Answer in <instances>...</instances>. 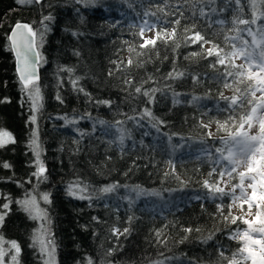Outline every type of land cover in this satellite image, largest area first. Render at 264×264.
I'll return each mask as SVG.
<instances>
[{
  "label": "trees",
  "instance_id": "obj_1",
  "mask_svg": "<svg viewBox=\"0 0 264 264\" xmlns=\"http://www.w3.org/2000/svg\"><path fill=\"white\" fill-rule=\"evenodd\" d=\"M105 1L102 7L83 6L84 0H0V130L13 139L0 149V194L10 202L1 240L16 246L17 264H43L32 239L35 221L19 204L31 194L52 231L57 264H232L240 258L234 235L243 225L230 215L225 196L207 190L217 175L201 150L223 139L209 137L210 125L231 138L249 117L254 85L239 67L231 66L239 74L222 72L218 56H197L184 31L191 26L203 34L202 11L217 3ZM218 3L227 10L221 24L208 22L216 27L208 32L218 36L221 50L229 35L254 28V20L258 33L264 31V0ZM135 13L172 29L171 37L142 48L126 20ZM19 22L36 34L40 53L35 122L8 42ZM224 52L228 59L230 49ZM231 88L240 99L228 109L219 103ZM201 99L205 105L190 106ZM131 121L136 125L124 127L120 149L92 130ZM174 142L192 151L173 154L168 164ZM101 193L110 195L108 204ZM171 195L172 203L161 204Z\"/></svg>",
  "mask_w": 264,
  "mask_h": 264
},
{
  "label": "rangeland",
  "instance_id": "obj_2",
  "mask_svg": "<svg viewBox=\"0 0 264 264\" xmlns=\"http://www.w3.org/2000/svg\"><path fill=\"white\" fill-rule=\"evenodd\" d=\"M22 1L28 2L30 0ZM220 1L222 2V0ZM104 2L106 1L84 0L82 4L83 6L85 4H91L103 7ZM215 2L217 4L212 7V10L209 9L204 12L202 11L207 25V28L203 27V34H200L197 30H192L194 27L191 26L185 28L184 31L186 33L189 32L191 46H194V49L199 51L196 54L197 56H202V58L215 57V59L217 56L219 57L215 64L218 68H222V72L237 74V70L232 67L239 66L246 74V78H248L252 85H254L251 99L259 100L258 105L255 103L252 106V110L257 106H263L264 108V31L258 33L260 28L256 25L257 20H254L252 21L254 23V28H246L243 31L241 29L239 32L229 35L227 37V42L222 43L223 50L226 51V48H228L231 52L230 57L233 64L231 63L232 65H228V59L225 56L226 54L224 55L225 52L221 50L219 44H215L218 36L215 33L208 32L216 31V29H214L216 27L211 24L208 26L210 23L209 21L221 24V15L227 10L218 3V0H215ZM126 20L128 21L129 27L137 31L136 35L133 34L134 40H138L142 48L152 45L158 40L167 41L173 32L172 29L165 30L162 25H160L161 27H157L156 22L148 15H139L138 13H135V15H128ZM185 22H190V20L187 18L185 19ZM241 23V25H244V22ZM33 34L36 38V34L34 32ZM219 37L222 39L221 36ZM210 52H213V54ZM123 59L127 62H125V64H128L130 56L124 54ZM117 64H119V62ZM240 83L243 82L240 81ZM230 86L233 87V84L229 85V87ZM52 87L53 89L55 88L54 86ZM24 89L25 96L31 102V111L33 113V121L35 122V116L38 114L39 108L41 107L42 94L34 83L25 86ZM232 89L234 88H231V91ZM235 93L236 92L230 93L229 91H225L219 104H225L228 109L233 105H236L240 99V95ZM205 103L206 101L202 99L195 100L190 106L195 108L203 106ZM252 112L253 111H251V113ZM217 113L223 115L225 111ZM251 118L252 117L249 116L244 122L246 123L248 120L250 121ZM128 125L133 127L136 125V122L131 121L130 124H127L126 122H118L111 125L99 123L96 126H93L92 130L93 133L101 135V138L107 141L110 145L116 146L120 149V146L126 141L127 133L125 132L124 127ZM257 126L258 131L256 132V138L260 141H258V145L253 148V151L250 152L248 157L243 159L242 166H236L230 160V157L232 156L230 153L231 148L234 145V139L239 131L235 133V137L232 136L231 138L226 135L218 136L214 134L215 126L210 125V128H213V130L209 129V137L212 139L223 137V139H219V143L209 151L206 149L201 150V152H209L208 155H211L213 160L212 164L216 169L215 175H217L213 180V183L215 184L214 186L208 184L205 185L207 190L211 191L213 189V192L225 196L224 198L229 200L228 209L230 215L243 225L242 232H238L234 235V239L238 240L241 245V250L239 252L240 258L232 264H264V109L262 111L260 123ZM162 140H164V142L167 141L165 139ZM7 141H9L8 135L0 130V146L4 145ZM227 141H231L232 146L230 150L223 153V148ZM170 149L171 152L169 153L168 164H170L173 154L180 152L189 153L192 151V147H188L180 142H174ZM37 151L38 150H35L36 165L40 170V173H42L43 167L40 164V152ZM107 193H101V196L99 197L103 204H108L110 201V195ZM41 196L43 204H47L48 198L43 195ZM150 196L152 198L149 197V195H143L140 197H144L150 202H152V200L153 202L160 201L152 195ZM222 196L217 197V202L224 199ZM173 198L176 199L175 195H171L168 199L161 201V204L168 205L169 203H172ZM38 202L36 196L27 194L20 205L35 221L32 239L37 251L41 255L43 264H57L56 248L52 239V231L44 213L39 210ZM4 215L5 213L0 211V225ZM17 253L15 245L3 243L0 237V264H17Z\"/></svg>",
  "mask_w": 264,
  "mask_h": 264
},
{
  "label": "water",
  "instance_id": "obj_3",
  "mask_svg": "<svg viewBox=\"0 0 264 264\" xmlns=\"http://www.w3.org/2000/svg\"><path fill=\"white\" fill-rule=\"evenodd\" d=\"M14 59L15 73L22 86L39 80L40 57L33 31L26 23H16L8 36Z\"/></svg>",
  "mask_w": 264,
  "mask_h": 264
},
{
  "label": "bare ground",
  "instance_id": "obj_4",
  "mask_svg": "<svg viewBox=\"0 0 264 264\" xmlns=\"http://www.w3.org/2000/svg\"><path fill=\"white\" fill-rule=\"evenodd\" d=\"M230 55L231 53L227 54L228 61L231 62ZM236 67H239V66H236ZM258 101H259L258 99L255 100L256 105L259 104ZM263 109H264L263 106H257L253 110L250 109V111H253L252 113L250 112L249 114V116H251L252 118L250 119V121L248 120L246 123L244 122L245 120H243L240 126L237 127L236 132L237 131L239 132L237 136L235 135L236 132L233 135L234 137L236 136L234 139L235 142L233 146L230 141V144L228 146V150H230L232 146L231 152H230L232 156L230 157V160L236 166L243 165V159L248 157L250 152L253 151V148L258 145L259 143L258 141H260L259 139L256 138V132L258 131L257 125H259L260 123ZM208 129L213 130V128H210V127H208Z\"/></svg>",
  "mask_w": 264,
  "mask_h": 264
},
{
  "label": "flooded vegetation",
  "instance_id": "obj_5",
  "mask_svg": "<svg viewBox=\"0 0 264 264\" xmlns=\"http://www.w3.org/2000/svg\"><path fill=\"white\" fill-rule=\"evenodd\" d=\"M25 87V86H23ZM9 137V141H7L4 145L0 146V149L5 148L6 146L10 145L13 142V139L11 135L6 133ZM24 200V196H22L21 200L19 201V204ZM10 209V202L7 197H4L2 194H0V211L7 213Z\"/></svg>",
  "mask_w": 264,
  "mask_h": 264
}]
</instances>
